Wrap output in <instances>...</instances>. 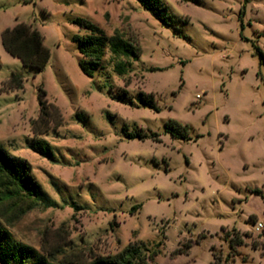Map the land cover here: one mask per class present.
<instances>
[{
    "label": "rangeland",
    "instance_id": "rangeland-1",
    "mask_svg": "<svg viewBox=\"0 0 264 264\" xmlns=\"http://www.w3.org/2000/svg\"><path fill=\"white\" fill-rule=\"evenodd\" d=\"M163 1L166 23L136 0H0V37L32 25L50 52L33 72L0 43V147L41 189L30 198L0 175V229L45 264H92L127 246L131 264H264V0ZM77 19L137 44L139 58L106 50L85 76ZM11 73L22 90L6 91ZM39 89L48 131L34 136ZM169 121L188 139L172 138ZM138 130L158 140L127 137ZM35 139L53 161L28 148ZM233 230L247 234L235 252Z\"/></svg>",
    "mask_w": 264,
    "mask_h": 264
},
{
    "label": "trees",
    "instance_id": "trees-1",
    "mask_svg": "<svg viewBox=\"0 0 264 264\" xmlns=\"http://www.w3.org/2000/svg\"><path fill=\"white\" fill-rule=\"evenodd\" d=\"M141 7L148 11L154 18L166 23L170 18L168 8L163 0H136ZM79 28L83 29L87 34L84 36H74L73 42L77 45V50L81 56L78 65L83 74L89 78H93L94 72L101 66V60L104 57L105 51L109 50L115 57H124L136 61L140 56V47L128 40L122 38L119 34L115 33L111 37H107L103 30L93 25L92 23L77 19L72 22ZM1 45L4 51L19 60L22 67L30 69L33 72H42L45 70L49 60L50 52L44 45L43 37L40 32L32 25L18 23L13 28H7L1 33ZM261 59L264 62V56L261 54ZM114 72L118 76L125 74V65L117 64L114 66ZM5 85L3 86V88ZM2 88V89H3ZM1 91H5L2 90ZM9 90H22L23 78L18 73H11L8 80ZM38 104L40 113L37 120L31 122V128L34 136L43 134L48 131V108L44 97L45 92L42 89L38 91ZM122 100L128 101L126 95L120 97ZM138 99L141 104L148 105L155 108L154 98L151 94L139 93ZM166 131L172 138L187 140L186 127L179 126L174 121H169L165 125ZM130 139H145L152 138L158 140L156 134L148 135L142 130L136 133H127ZM28 148L34 153L47 158L51 161L54 160L51 148L48 143L43 140L35 139L28 144ZM0 175L12 180L20 189V191L30 197L39 198L41 195L40 185L31 174L29 165L22 159H15L7 154L0 147ZM236 230L232 231V237L228 236L227 243L229 249L235 252L237 247L243 245L242 237ZM158 247V246H157ZM137 252L131 246H127L121 253L106 258L95 260L92 264H131L135 259ZM155 254H152L154 256ZM214 260L219 262L217 257L213 255ZM13 259L15 264H24L27 261H33L34 264H45V261L40 259L37 253L20 244H13L10 235L0 229V261L2 264H8L9 259ZM152 259V258H151ZM71 264V263H68Z\"/></svg>",
    "mask_w": 264,
    "mask_h": 264
},
{
    "label": "built area",
    "instance_id": "built-area-1",
    "mask_svg": "<svg viewBox=\"0 0 264 264\" xmlns=\"http://www.w3.org/2000/svg\"><path fill=\"white\" fill-rule=\"evenodd\" d=\"M260 228H262V225L258 224L256 229L259 230Z\"/></svg>",
    "mask_w": 264,
    "mask_h": 264
},
{
    "label": "crops",
    "instance_id": "crops-1",
    "mask_svg": "<svg viewBox=\"0 0 264 264\" xmlns=\"http://www.w3.org/2000/svg\"><path fill=\"white\" fill-rule=\"evenodd\" d=\"M0 43H1V37H0Z\"/></svg>",
    "mask_w": 264,
    "mask_h": 264
}]
</instances>
